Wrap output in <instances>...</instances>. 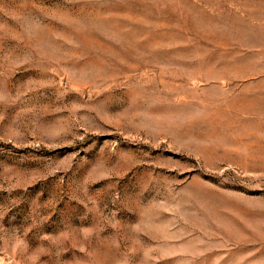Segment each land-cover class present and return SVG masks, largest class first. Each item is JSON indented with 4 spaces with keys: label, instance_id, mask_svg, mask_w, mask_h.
<instances>
[{
    "label": "rangeland",
    "instance_id": "1",
    "mask_svg": "<svg viewBox=\"0 0 264 264\" xmlns=\"http://www.w3.org/2000/svg\"><path fill=\"white\" fill-rule=\"evenodd\" d=\"M0 264H264V0H0Z\"/></svg>",
    "mask_w": 264,
    "mask_h": 264
}]
</instances>
